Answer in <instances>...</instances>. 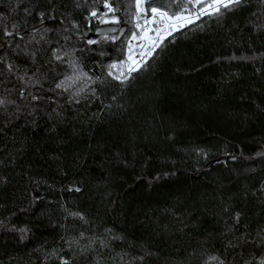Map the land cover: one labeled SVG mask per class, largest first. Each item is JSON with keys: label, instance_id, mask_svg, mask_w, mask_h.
I'll return each mask as SVG.
<instances>
[{"label": "trees", "instance_id": "1", "mask_svg": "<svg viewBox=\"0 0 264 264\" xmlns=\"http://www.w3.org/2000/svg\"><path fill=\"white\" fill-rule=\"evenodd\" d=\"M104 2L0 0V264H261L264 0L176 32L124 84L108 65L135 0H108L124 29L89 44ZM72 60L93 79L56 89Z\"/></svg>", "mask_w": 264, "mask_h": 264}, {"label": "snow or ice", "instance_id": "2", "mask_svg": "<svg viewBox=\"0 0 264 264\" xmlns=\"http://www.w3.org/2000/svg\"><path fill=\"white\" fill-rule=\"evenodd\" d=\"M144 3V0H135V6H136V10L137 12H139L141 10V6ZM197 3H200V0H197ZM243 3V0H211V3L207 4V8L212 9L214 12L219 13L220 12V6H223L224 9H228L229 7H235V6H239ZM104 7L108 8L109 11H113L111 5L109 4L108 0H105L104 2ZM206 9H202V11H205ZM151 13L153 15V17H159L160 21L162 23L166 22V21H171L170 24H168V28L169 30H174L177 26L182 27L183 24L180 23V21L184 20L185 22H190L188 20H186L185 18L179 16V15H175V16H170L165 10H163L161 7H151ZM92 15L95 16L96 12L93 11ZM113 23H118V19L113 17ZM139 27V25H137ZM15 27V26H13ZM6 35H11V32H8L7 30L5 31ZM157 34L159 37L160 41H163L164 37L163 35H160V29H157ZM145 37H141V39H144ZM41 39H43V37H41ZM114 39V38H113ZM132 39L135 40L137 39V36L135 33H133ZM149 40H151L150 37H148ZM89 44L95 43L92 40L88 41ZM159 47V44L156 43L155 41L152 42V46L150 48H148L147 51H142L140 53V56L143 58H146L148 56H151L153 51L155 50V48ZM69 55L68 53H64L63 56H67ZM52 56L55 58V60L60 61L63 59V56L61 54H59V50H53L52 51ZM70 66L72 67V75L71 76H66L65 80L60 81L59 83H56V89H61L64 88L65 91H67L68 89L65 87V84L67 81H72L73 83L80 81V80H92L93 78L90 77L88 75V73H86L85 71H83V69L77 64V62L75 60L70 61ZM118 66H122L123 70H118V74L114 73L112 70L113 69H118ZM144 66V61L142 59H136L133 55V49H132V45L131 42H129L128 44V54H127V58L122 59V60H117V61H113L111 64L108 65V73L107 75L109 77H111L112 79L116 80L117 82H119L120 84H124L126 81H128L131 77L132 74L134 72H138L142 69V67ZM9 67L11 68V65H9ZM23 79V78H21ZM99 79V78H97ZM23 92L20 93L21 96H23ZM33 100H39L41 99L38 96H33L32 97ZM6 103L5 100L0 99V105H4ZM14 103V102H13ZM76 192L81 191V189L79 187H76L75 189H73ZM71 216L74 217H79L80 220L82 221H86V218L79 212H72L70 213ZM237 218H238V214H237ZM2 223V222H0ZM63 227V226H62ZM13 230L18 231L21 233V239H25V233H27L29 230L27 228H13ZM76 241L78 242L80 239H88L89 243L86 244L84 247H82L80 249L81 254H83L86 251H95V248L93 247V245H95L97 243V239L94 238H90V237H85V234L83 231L79 232L76 236ZM68 243L71 245L72 241H68ZM99 245L100 247H107V245L104 243V241H99ZM142 259V258H141ZM215 259V258H214ZM60 264H70L69 260L63 259L61 258L60 260ZM220 264H223L222 261H220ZM261 264H264V261H261Z\"/></svg>", "mask_w": 264, "mask_h": 264}, {"label": "built area", "instance_id": "3", "mask_svg": "<svg viewBox=\"0 0 264 264\" xmlns=\"http://www.w3.org/2000/svg\"><path fill=\"white\" fill-rule=\"evenodd\" d=\"M151 0H144V3L141 6V10L139 12L135 13V22H136V31L135 34L137 36V39L133 40L132 37L130 39L132 49H133V55L136 59H142L144 61V64L148 61V59L156 53V51L160 48L162 43L167 40L169 37H171L176 32L186 28L190 24L197 22L198 20L202 19L203 17L213 13L214 11L210 8H207V4L211 3V0H200V3H197V0H185V6L181 11H179L176 14L171 13L169 10H165L170 16L179 15L186 20L190 22H185L184 20L180 21V23L183 24L182 27L177 26L174 30H169L168 24L171 23V21H166L162 23L160 21V18L153 17L151 13V6L150 5ZM223 8V6H220V10ZM202 9H206L205 11H202ZM139 25V27L137 26ZM157 29H160V35H163L164 39L163 41L159 40ZM133 36V35H132ZM141 37H145L144 39H141ZM151 38V43H147V38ZM155 41L159 44V47L155 48L151 56H148L146 58H143L140 56V53L142 51H147L148 48L152 46V42ZM128 54V52H127ZM127 58V56H126ZM126 60V59H125ZM109 71V69H108ZM113 71V70H112ZM114 72V71H113ZM115 73V72H114Z\"/></svg>", "mask_w": 264, "mask_h": 264}, {"label": "flooded vegetation", "instance_id": "4", "mask_svg": "<svg viewBox=\"0 0 264 264\" xmlns=\"http://www.w3.org/2000/svg\"><path fill=\"white\" fill-rule=\"evenodd\" d=\"M105 15H115L112 12L107 13ZM104 15V16H105ZM103 16V17H104ZM102 17V18H103ZM102 21V20H101ZM122 29V24L121 23H110V24H99L95 31L92 33L91 36H93L95 38V42L100 39L101 37H110L112 36L113 38L115 37V35L120 32Z\"/></svg>", "mask_w": 264, "mask_h": 264}, {"label": "water", "instance_id": "5", "mask_svg": "<svg viewBox=\"0 0 264 264\" xmlns=\"http://www.w3.org/2000/svg\"><path fill=\"white\" fill-rule=\"evenodd\" d=\"M113 17L117 18L118 19V24L121 23L122 19L118 16V15H105L103 18H102V21H101V24H110V23H113ZM114 24V23H113ZM45 25L42 24V25H39L35 28H33L31 30V32H38L39 30H41ZM124 29V27L122 26V29L121 31ZM8 31V32H11V35H6V36H13L14 35V31H10L9 30V25H6V28H5V31ZM90 39L92 41L95 42V38L93 36H90Z\"/></svg>", "mask_w": 264, "mask_h": 264}, {"label": "rangeland", "instance_id": "6", "mask_svg": "<svg viewBox=\"0 0 264 264\" xmlns=\"http://www.w3.org/2000/svg\"><path fill=\"white\" fill-rule=\"evenodd\" d=\"M107 13H110L109 9L105 11L104 15L107 14ZM135 23H136V22H135ZM147 40H148V41H147L146 44H150V43H151V40H149L148 38H147ZM126 56H127V54H126ZM126 56H125L124 59H126ZM118 70H123V67H122V66H118V69H113V71H114L115 73H117V74H118Z\"/></svg>", "mask_w": 264, "mask_h": 264}]
</instances>
